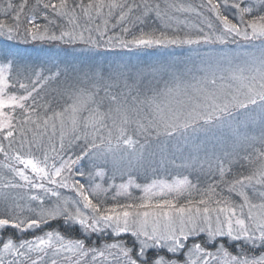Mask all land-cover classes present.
Segmentation results:
<instances>
[{
    "label": "snow or ice",
    "instance_id": "1",
    "mask_svg": "<svg viewBox=\"0 0 264 264\" xmlns=\"http://www.w3.org/2000/svg\"><path fill=\"white\" fill-rule=\"evenodd\" d=\"M0 264H264V0H0Z\"/></svg>",
    "mask_w": 264,
    "mask_h": 264
},
{
    "label": "rangeland",
    "instance_id": "2",
    "mask_svg": "<svg viewBox=\"0 0 264 264\" xmlns=\"http://www.w3.org/2000/svg\"><path fill=\"white\" fill-rule=\"evenodd\" d=\"M29 51H31V47H29ZM135 57H133L134 59ZM156 57L153 56H144L143 59L147 62H151L153 59H155Z\"/></svg>",
    "mask_w": 264,
    "mask_h": 264
}]
</instances>
